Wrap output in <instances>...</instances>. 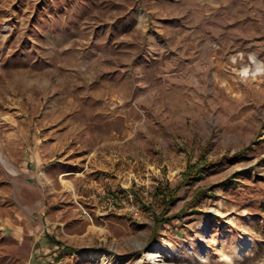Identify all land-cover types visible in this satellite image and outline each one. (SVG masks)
<instances>
[{
  "label": "rangeland",
  "instance_id": "1",
  "mask_svg": "<svg viewBox=\"0 0 264 264\" xmlns=\"http://www.w3.org/2000/svg\"><path fill=\"white\" fill-rule=\"evenodd\" d=\"M39 215L79 264H264V0H0V264Z\"/></svg>",
  "mask_w": 264,
  "mask_h": 264
},
{
  "label": "crops",
  "instance_id": "2",
  "mask_svg": "<svg viewBox=\"0 0 264 264\" xmlns=\"http://www.w3.org/2000/svg\"><path fill=\"white\" fill-rule=\"evenodd\" d=\"M58 177L59 175H57V178ZM53 189L56 191L57 187L53 186ZM63 192L64 191H60L61 194H63ZM50 194L53 198H57L56 192L54 193V191L51 190ZM18 215H20V213H18ZM37 217H39L40 220H38V218L29 223L26 229L22 226L14 227V238L25 240L24 235H26V240L30 241V253L28 257L19 262V264H79L84 263V257L86 256L87 258L96 256L93 255L94 252H98L100 260L105 262L103 259L108 257L107 253L93 250L92 247L80 253L75 252L78 249H74L71 245L64 243L61 236L54 232V224H52L49 219L46 218L45 220L42 215ZM73 252H75V256L72 254Z\"/></svg>",
  "mask_w": 264,
  "mask_h": 264
},
{
  "label": "bare ground",
  "instance_id": "3",
  "mask_svg": "<svg viewBox=\"0 0 264 264\" xmlns=\"http://www.w3.org/2000/svg\"><path fill=\"white\" fill-rule=\"evenodd\" d=\"M97 253L96 252H94V254L93 255H96ZM156 254H155V252H149V256H151V257H154Z\"/></svg>",
  "mask_w": 264,
  "mask_h": 264
},
{
  "label": "built area",
  "instance_id": "4",
  "mask_svg": "<svg viewBox=\"0 0 264 264\" xmlns=\"http://www.w3.org/2000/svg\"><path fill=\"white\" fill-rule=\"evenodd\" d=\"M107 206V204L104 205V207Z\"/></svg>",
  "mask_w": 264,
  "mask_h": 264
}]
</instances>
